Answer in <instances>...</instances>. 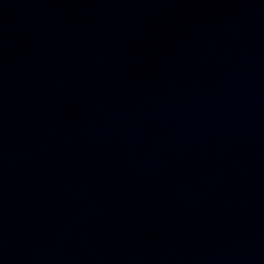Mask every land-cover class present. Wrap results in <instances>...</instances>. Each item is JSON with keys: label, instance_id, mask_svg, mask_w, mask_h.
Returning <instances> with one entry per match:
<instances>
[{"label": "water", "instance_id": "1", "mask_svg": "<svg viewBox=\"0 0 264 264\" xmlns=\"http://www.w3.org/2000/svg\"><path fill=\"white\" fill-rule=\"evenodd\" d=\"M0 264H264V0H0Z\"/></svg>", "mask_w": 264, "mask_h": 264}]
</instances>
